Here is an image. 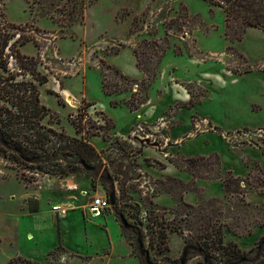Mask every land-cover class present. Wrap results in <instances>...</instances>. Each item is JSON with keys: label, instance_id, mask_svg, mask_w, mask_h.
Segmentation results:
<instances>
[{"label": "rangeland", "instance_id": "rangeland-1", "mask_svg": "<svg viewBox=\"0 0 264 264\" xmlns=\"http://www.w3.org/2000/svg\"><path fill=\"white\" fill-rule=\"evenodd\" d=\"M0 35V106L88 145L93 167L53 175L0 149V263L85 261L55 247L60 222L80 212L93 237L75 219L66 249L108 252L109 235L114 256L136 259L126 264H264V0H0ZM26 85L44 112L4 101ZM49 140L48 152L71 145ZM24 194L38 203L27 221L41 206L70 211L52 215L55 230L14 223ZM104 194L114 205L88 219L82 209Z\"/></svg>", "mask_w": 264, "mask_h": 264}, {"label": "trees", "instance_id": "trees-1", "mask_svg": "<svg viewBox=\"0 0 264 264\" xmlns=\"http://www.w3.org/2000/svg\"><path fill=\"white\" fill-rule=\"evenodd\" d=\"M7 46L8 41L3 40L1 43L0 35V71L3 72L7 70L6 62L3 59L6 57L4 52ZM15 99L19 101L17 104H15L12 96L11 99H4V101L10 103L11 107L16 109L21 108V112L23 111L22 105L25 106L24 109H31V111L41 110L44 112V107L39 105V98L34 87L30 89V87L26 85L23 94L16 95ZM34 124L35 123L26 118L13 116L9 109L0 106V149H9L16 158L23 163L38 165L37 170L39 171L46 170L53 175L61 176H66L67 174L75 172L79 168L80 162L85 160V158L81 156L83 154L89 155L88 149H90V147L88 145L64 137L51 129L40 127V125H35L34 127ZM21 130L23 132H21ZM49 136L56 137L59 141L65 140L71 143V145L61 151L55 149V146H51L53 151L48 152V149H44L43 147L50 142ZM26 148L30 150V154L26 153ZM66 150L73 151L77 156V160H72L70 154H63ZM55 161H62L65 163V168H61L57 164L54 165L56 167L53 169L45 167L48 163ZM201 255H204V253L201 252ZM205 257L206 260H208L207 256Z\"/></svg>", "mask_w": 264, "mask_h": 264}, {"label": "crops", "instance_id": "crops-1", "mask_svg": "<svg viewBox=\"0 0 264 264\" xmlns=\"http://www.w3.org/2000/svg\"><path fill=\"white\" fill-rule=\"evenodd\" d=\"M133 60H134V58H133ZM114 66H115V68L118 67V66L116 67L115 64H114ZM117 69L120 70V67H118ZM125 69H126L125 72H123L122 70H120V72L122 71L123 74L125 73L126 75H127V73H129L128 76L135 75V69L134 68L133 69L132 68L130 69V67L129 68H126L125 67ZM235 81H233V82H235ZM74 188H75L74 186H68V185H66V189L68 191H74L75 190ZM27 195L28 194H24L23 196H21L22 202H21V205L19 207L18 213H17V215L14 218V221H15L14 223H21V222H23V223H29V222H31L32 223L33 221L37 223V222H41L42 221L44 224H48V225L52 226V228L55 230V228H54L55 226H54L53 221H52V215H54V214L51 211V208L49 210L48 207L41 206L38 214H36L34 217L33 216H30V218H29L30 221H27V218L25 219V218H22L21 217V216L27 217V215L30 214V206L37 205L38 204L35 201H29V200H27L26 199V196ZM29 195L31 197L33 196L32 193H30ZM35 196H37V194ZM87 206L84 209H82V210H84V212L86 213L88 219H90V220H97V219H100L102 216H104L105 213L101 217H96V218L92 217L90 215V213L88 212V209H87L88 207ZM79 216H80V212H76V214L72 218V225H73L74 220L76 219L78 221V223L76 225H74V227L77 226L78 229H79V233L81 235H83L85 237V239L87 240V238H89L88 236H90V238L93 237V236L81 232V227H80L81 225H80V218H79ZM66 217L63 218V219H66ZM19 219H24L25 221H20ZM10 225H12V223ZM72 225L70 224V220H69V222L67 220L66 221H61L60 222V227H61V233H60V235H58V232L55 231L56 234H57V237H58V244L55 247L61 246L63 249H65L67 251V253L77 254V255L82 256V257H84L86 259L85 261H82V260H79V258H77V257H73L71 259V264L72 263H75V264H94L95 263V260L96 261H99V264H103L102 261H101V259H99V256H105L107 258V262L105 261L106 262L105 264H113V260H112L113 258H121V259H123V260H121V264H126L127 260L135 259L133 257L128 256L129 255V249H128V252L127 253H121L120 256L119 255L114 256L112 253H113V251L115 249V246H114V244L112 245V240L110 239L111 237L109 235H108V237H109L110 245L109 244H107V245L109 246L110 251H108V252L105 251V250H107V246L101 248V253H98V254L96 253V255H94V256L93 255H90L88 251H87V253H84V252H81L80 250H78L77 248L70 249V250L69 249H66V247L63 246L62 243H61V238L64 237V234L67 233L72 228ZM38 233H39V231H38ZM25 236H26V240L27 241H33L34 240V236H33V233L31 231H27L25 233ZM109 241H108V243H109ZM0 243H1V240H0ZM90 244H91V241H89V245ZM55 247H53L50 250H53ZM128 247L129 246H127V248ZM103 251H104V253H103ZM96 256H97V258H95ZM75 259H78V262L77 263L74 261ZM26 260L29 261V264H31V263H39V262H42L43 261V260H40L39 261V260H32V259H26ZM9 262L8 263H5V261H2L0 264H9ZM114 262L116 263L117 261H114ZM138 263H139V261H138Z\"/></svg>", "mask_w": 264, "mask_h": 264}, {"label": "built area", "instance_id": "built-area-1", "mask_svg": "<svg viewBox=\"0 0 264 264\" xmlns=\"http://www.w3.org/2000/svg\"><path fill=\"white\" fill-rule=\"evenodd\" d=\"M203 126L205 125V123H202ZM165 124H161L160 126L163 127ZM201 125V124H200ZM139 131H142V129L139 127L138 128ZM263 131H258V134L262 133ZM141 135L144 137V138H141V139H138L137 137H134L135 140L137 142H141L142 144H146V139H148L149 137H152L151 134H145V133H141ZM145 141V142H143ZM148 184L147 182H144L143 185H142V188ZM151 191L150 187H147L145 188V193L146 192H149ZM82 195H85V196H88V193L87 192H83ZM88 212L90 213V215L94 218L96 217H101L105 211L109 210L112 206L110 204V200H109V196H106L104 194V196H95L93 197L88 206ZM51 211L53 212V214L55 216H58L59 218L63 219L67 216L68 212L70 211L68 208L64 207L63 205L61 204H58V205H55V206H52L51 207Z\"/></svg>", "mask_w": 264, "mask_h": 264}, {"label": "water", "instance_id": "water-1", "mask_svg": "<svg viewBox=\"0 0 264 264\" xmlns=\"http://www.w3.org/2000/svg\"><path fill=\"white\" fill-rule=\"evenodd\" d=\"M80 166L87 170V171H92L93 170V167H90L89 165H87V163H85L84 161L80 162ZM109 200H110V204L111 206L114 205V199H113V194H110L109 195ZM119 219H120V223L122 224V226L125 228V229H129L131 228V225H129V223H127L126 219L120 215L119 216ZM146 263L149 264L148 260H146ZM181 263L183 264V261H181Z\"/></svg>", "mask_w": 264, "mask_h": 264}]
</instances>
